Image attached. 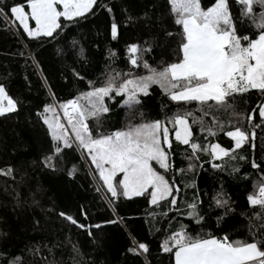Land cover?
<instances>
[{
	"label": "snow or ice",
	"instance_id": "obj_1",
	"mask_svg": "<svg viewBox=\"0 0 264 264\" xmlns=\"http://www.w3.org/2000/svg\"><path fill=\"white\" fill-rule=\"evenodd\" d=\"M98 6L110 14L113 11L99 0H26L27 10L24 5L13 4L0 7V14L6 19L11 18L13 23L18 22L29 40L43 42L44 38L56 39L66 27L78 26L81 20L94 15ZM234 6L239 7L238 15L233 12ZM165 8L158 22L162 36L143 43L126 44L127 71L113 67L119 53L109 50L111 63L106 65L98 81L87 82L86 91L66 100H58L54 92L50 94V102L36 113L52 142L51 152L43 156L41 164L56 171V158L62 156L63 150L75 148L86 153V159L91 161L103 187L110 194L107 204L114 213L121 198H145L150 234L162 236L160 251L170 255L172 264H264V176L255 186V191L246 196L249 208L260 210L254 213V219L260 221L259 230L251 232L250 240H232L227 233L217 235L201 231L193 235L189 223L201 229L207 224L206 216L201 214L199 195L191 201L182 200L181 189L176 183L154 167V164L158 165L167 173L172 166L170 132H174L175 141L191 150L185 153L189 161L187 169L177 170L181 175L194 170L193 161L199 160L201 152L210 157L208 162L214 170H223L227 166L214 161L247 162V157L240 153L245 145L255 148L252 143L255 132L241 125L247 122L253 129L261 127L264 124V102L245 114L238 111L236 98L252 90L264 98V0H212L208 6H202L201 0H165ZM123 11L127 14L128 10L125 8ZM61 18L67 23L62 24ZM140 19L126 15L129 24ZM30 22H34V26ZM169 22L175 26L174 31L166 26ZM246 23L249 24V34H243ZM109 33L111 40H119L120 30L115 20L110 24ZM172 40L177 41L173 50L175 61L162 60L153 66L146 57L156 47L163 48ZM78 43L72 40V48L76 49ZM57 54L65 53L58 49ZM77 55L86 59L83 48ZM141 70L145 74H141ZM73 75L78 80L85 79L79 72L73 71ZM153 85L159 86L170 101L185 105L195 102L196 109L185 108L164 120H144L141 114L139 123L130 119L123 128L101 130L112 111L109 102L118 104L127 110L126 115L132 116L142 105L141 96H149ZM18 107L19 102L0 83V117L17 113ZM212 108L228 113L231 130H226V124L216 118L211 124L205 121L204 117ZM257 109L261 124L253 123V113ZM196 112L200 115H195ZM194 125L205 134V140L216 137L218 131L223 132L232 141V146L225 148L219 143L198 142L193 134ZM251 167L260 169L261 165L252 160ZM239 171V167L232 165V173ZM15 172L11 166L0 168V176L14 178ZM74 172L75 169L69 170L68 175L71 177ZM186 187H195V183ZM19 196L17 192V207L20 206ZM211 202L216 208L224 209L226 215L232 211L230 198L222 189L213 194ZM33 203L37 202L34 200ZM59 215L72 225L85 228L72 216L64 212ZM223 219L217 217V223ZM123 220L124 217H119L105 223L117 224ZM102 226L95 224L91 227L100 229ZM6 235L0 233V236ZM88 235H93L90 230ZM25 247L30 254L40 253L39 243ZM72 250L73 264H79L75 259L80 255L78 246L73 245ZM48 251L51 253L52 249ZM127 252L134 257H146L150 247L133 237ZM0 264H25L24 253L0 251ZM50 264L57 262L53 260Z\"/></svg>",
	"mask_w": 264,
	"mask_h": 264
},
{
	"label": "trees",
	"instance_id": "obj_2",
	"mask_svg": "<svg viewBox=\"0 0 264 264\" xmlns=\"http://www.w3.org/2000/svg\"><path fill=\"white\" fill-rule=\"evenodd\" d=\"M99 3L111 7L112 13L98 6L95 14L81 20L78 26L66 27L56 39L44 38L43 42L29 40L18 22L13 23L11 18L6 19L0 14V83L19 102L17 113L0 117V168L11 166L16 169L14 178L0 176V233L7 234L0 236V251L13 254L23 252L25 264H50L53 260L57 264H73V245L80 250V255L75 257L79 264H172L170 255L160 251L162 236L150 234L146 223L149 217L146 215L148 205L145 198H121L114 213L107 204L110 194L86 159V153L75 148L63 150L62 156L56 158V171L46 169L41 164L43 156L51 152L52 142L46 126L36 113L46 102H50V94L54 92L58 100H66L86 91L87 82L98 81L106 65L111 63L108 60L109 50L119 53L113 67L127 71L126 44L143 43L162 36L158 22L160 14L166 11L165 0H99ZM13 4L26 6V0H0V7ZM125 8L127 14L123 11ZM256 10L259 11L258 8ZM128 14L141 19L129 24L126 21ZM235 14H239V7ZM8 16L11 14L8 13ZM113 20L119 25L118 41L111 40L109 33ZM61 23L67 22L61 18ZM166 26L169 30H175L170 22ZM243 27V34H249V24ZM74 39L79 42L76 49L71 45ZM176 46L177 41L172 40L163 48L156 47L146 59L153 66L162 60L173 62L176 59L173 53ZM80 48H83L86 59L77 55ZM58 49H63L65 54L58 55ZM73 71L79 72L85 79L78 80ZM141 74H145L143 70ZM150 93L149 96H141L142 105L132 116L126 115L127 110L118 104L109 102L112 111L101 130L123 128L130 119L133 123H139L141 114L144 120H164L177 111L197 107L195 102L185 105L170 101L157 85L152 86ZM236 99L238 111L245 114L264 102V98L255 90ZM194 114L200 115L199 112ZM253 116V123L261 124L258 109ZM213 118L223 121L226 130H231L228 113L212 108L204 119L211 124ZM241 126L255 132V140L252 141L255 148L245 145L240 153L247 157V162L214 161L222 166L227 165L223 170H214L208 162L210 157L201 152L199 160L193 161L194 170L186 171L183 175L177 170L187 169L189 161L185 153L191 150L175 141L174 132H170L172 166L167 173L164 170L163 173L181 189L182 200L191 201L199 195L201 214L207 218L203 229L184 221L189 223L193 235L201 231L217 235L227 233L232 240H250L251 232L259 230L260 221L254 219V213L260 210L249 208L246 196L255 191V186L264 176V124L254 129L247 122ZM168 127L172 128L171 125ZM193 134L202 144L219 143L225 148L232 146L230 138L220 131L216 137L205 140V134L194 125ZM252 160L261 168L253 169ZM232 165L239 167L240 171L232 173ZM73 169L74 175L70 177L68 172ZM193 182L195 187H186ZM98 188L100 191H97ZM221 189L231 201L232 211L227 215L224 209L216 208L211 202L213 194ZM17 192L20 194L19 207L15 199ZM34 200L37 203H33ZM60 212L72 216L85 228L72 225L60 217ZM119 217H124L121 223H105ZM217 217L224 219L218 224ZM95 224L103 226L100 229L91 227ZM88 230L93 234L91 237ZM133 237L138 242L149 244L150 253L146 257H134L127 252ZM37 243L41 245L39 255L30 254L25 245ZM49 248L52 249L51 253Z\"/></svg>",
	"mask_w": 264,
	"mask_h": 264
},
{
	"label": "rangeland",
	"instance_id": "obj_3",
	"mask_svg": "<svg viewBox=\"0 0 264 264\" xmlns=\"http://www.w3.org/2000/svg\"><path fill=\"white\" fill-rule=\"evenodd\" d=\"M201 2H202V6H208L211 2H212V0H201ZM25 9L27 10V8H26V6H25ZM238 11V7L237 6H234L233 7V12L234 13H236ZM30 24L32 25V26H34V22H30ZM61 115H62V113H61ZM173 136H174V133H173ZM89 162L91 163V161L89 160ZM154 167H156L157 168V170L158 171H160L162 174H164L163 173V170L162 169H159V166L158 165H155L154 164ZM93 168H94V166H93ZM95 169V168H94ZM98 175V174H97ZM98 178H99V176H98ZM101 181V180H100ZM101 183H102V185H103V182L101 181ZM106 189V188H105Z\"/></svg>",
	"mask_w": 264,
	"mask_h": 264
}]
</instances>
